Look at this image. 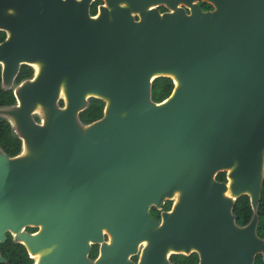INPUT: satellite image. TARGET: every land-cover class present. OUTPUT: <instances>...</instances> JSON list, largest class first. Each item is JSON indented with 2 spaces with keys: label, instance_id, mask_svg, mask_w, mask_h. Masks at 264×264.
<instances>
[{
  "label": "water",
  "instance_id": "95a60500",
  "mask_svg": "<svg viewBox=\"0 0 264 264\" xmlns=\"http://www.w3.org/2000/svg\"><path fill=\"white\" fill-rule=\"evenodd\" d=\"M86 1L66 22L60 0L46 5L48 25L71 29L48 37L64 103L38 72L0 108L20 140L18 153L0 150V243L12 234L33 264H132L139 241L145 260L162 256L184 234L197 240L209 213L229 222L237 195L254 206L264 177V0H102L94 17ZM156 77L172 82L160 101L150 98ZM87 95L104 104L81 123ZM219 171L227 187L213 180ZM173 191L159 225L148 209ZM88 242L99 243L93 261Z\"/></svg>",
  "mask_w": 264,
  "mask_h": 264
},
{
  "label": "flooded vegetation",
  "instance_id": "af4514ba",
  "mask_svg": "<svg viewBox=\"0 0 264 264\" xmlns=\"http://www.w3.org/2000/svg\"><path fill=\"white\" fill-rule=\"evenodd\" d=\"M60 1L64 7L63 15H68V17H62L61 22H66L64 20L69 21L70 17L73 18L74 12L79 9V4L83 0ZM47 3L48 0H0V46L4 47L0 57V89L8 91L12 99L8 104L0 105V108L13 106L17 102L15 95L17 88L23 83L33 81L38 72L41 73V81L44 84L59 83L56 103L59 106L64 103V96L61 92L63 77L57 72L59 68L56 59H49L47 56L48 37L51 35L57 38L60 33L68 37L71 29L67 24L59 28L54 24L48 25L47 18L44 17L47 13ZM102 3V0H87V14L94 17L98 6ZM198 5L200 7L199 2ZM156 9L158 12L166 11L161 5H158ZM200 9L209 10L211 6L205 9L200 7ZM4 68L7 69L6 72L12 71L9 78L7 75L3 78ZM90 98L98 99L104 104L101 98L87 95L86 105ZM33 118L37 119L34 115ZM219 173H222V178L217 177ZM213 180L225 184L226 187L229 182L225 171L217 172ZM223 193L228 196V189ZM177 198L178 192L173 191L170 197L162 201L160 208L150 207L148 215L160 225L161 213L165 211L171 213L177 204ZM243 198L247 210L238 201ZM229 213L231 215L229 222L219 217L218 214L209 213L208 218H205L204 233L201 236H194L197 240H192L191 233L184 234L178 246L174 242L173 247L166 249L162 256L149 258L150 261L144 258L145 254H149L144 250L146 242L139 241L136 251L128 257V260L132 264H264V177L259 179L257 200L254 206L251 205L249 194L242 193L232 198ZM253 216L255 217L253 229L240 232L239 229L246 227ZM190 220L191 218L185 217L180 222L186 225ZM209 222L214 226L210 233L207 231ZM37 229L38 227H25L23 231L34 233ZM7 237L11 242L19 243L13 239L12 234L6 233ZM102 239L108 243L109 238L105 231H102ZM88 243L87 259L93 261L98 255L99 243ZM92 251H94L93 255H91ZM26 255L31 260V264L36 261L27 252Z\"/></svg>",
  "mask_w": 264,
  "mask_h": 264
},
{
  "label": "trees",
  "instance_id": "16d2710c",
  "mask_svg": "<svg viewBox=\"0 0 264 264\" xmlns=\"http://www.w3.org/2000/svg\"><path fill=\"white\" fill-rule=\"evenodd\" d=\"M202 9L210 6L204 2H199ZM172 82L168 77H156L150 84V98L153 101H160L167 96L171 90ZM9 92L0 89V105L11 102ZM103 104L98 99L90 98L83 110L78 113V119L81 123H89L99 118L102 113ZM37 120V119H34ZM0 149L6 155L12 156L20 150V140L12 132L9 122L0 117ZM217 177L222 178V173L217 174ZM241 205L247 210V205L244 198L239 199ZM91 252V255H93ZM0 254L4 258V262L0 264H31V260L27 257L23 246L19 243H13L6 238L0 243Z\"/></svg>",
  "mask_w": 264,
  "mask_h": 264
},
{
  "label": "bare ground",
  "instance_id": "6f19581e",
  "mask_svg": "<svg viewBox=\"0 0 264 264\" xmlns=\"http://www.w3.org/2000/svg\"><path fill=\"white\" fill-rule=\"evenodd\" d=\"M32 257H34L35 259L37 258V255H31Z\"/></svg>",
  "mask_w": 264,
  "mask_h": 264
},
{
  "label": "rangeland",
  "instance_id": "374dc122",
  "mask_svg": "<svg viewBox=\"0 0 264 264\" xmlns=\"http://www.w3.org/2000/svg\"><path fill=\"white\" fill-rule=\"evenodd\" d=\"M34 116H36V114H34ZM37 117V116H36Z\"/></svg>",
  "mask_w": 264,
  "mask_h": 264
}]
</instances>
